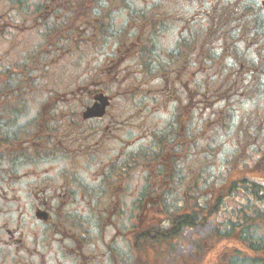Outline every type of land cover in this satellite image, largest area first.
I'll use <instances>...</instances> for the list:
<instances>
[{
	"label": "flooded vegetation",
	"instance_id": "1",
	"mask_svg": "<svg viewBox=\"0 0 264 264\" xmlns=\"http://www.w3.org/2000/svg\"><path fill=\"white\" fill-rule=\"evenodd\" d=\"M253 90L264 0H0V264H207L219 183L179 160L264 137Z\"/></svg>",
	"mask_w": 264,
	"mask_h": 264
},
{
	"label": "rangeland",
	"instance_id": "2",
	"mask_svg": "<svg viewBox=\"0 0 264 264\" xmlns=\"http://www.w3.org/2000/svg\"><path fill=\"white\" fill-rule=\"evenodd\" d=\"M94 62L84 61L81 62V69H89L93 66ZM70 69V68H69ZM86 74V73H85ZM256 94V96H254ZM251 96H254L251 100H248L244 103H241L238 106V116L242 114L253 113L258 110L264 109V90H255L252 91ZM220 100H223L220 98ZM205 107V109H204ZM210 104L206 106H202V111L200 112L199 118L203 116L206 112V109H210ZM234 131L231 134L222 135L221 137H193L194 144L187 146L184 150L186 155L181 157L179 162L184 165L185 168H192V177L195 176L193 171H198L196 167H198L202 162L205 161L206 153H208L209 161H208V173L206 179L210 182V188L212 185L220 183L221 175L223 171L230 170L234 165L230 164L233 160L234 164H236L240 158L244 159L243 166H251L253 168L252 173L253 176L261 177L264 179V157H259L258 154H255V157L250 154L255 150V145L258 142V145H264V137H234L232 136ZM193 134V131H192ZM208 138V140H207ZM250 142V143H249ZM257 145V146H258ZM249 150V151H247ZM203 154V161L199 162V154ZM255 161L258 163L254 165ZM191 170V169H189ZM91 171V170H90ZM88 170V173L90 174ZM81 174L85 178L87 175L85 170L81 168ZM228 173L226 174L225 181L228 178ZM239 174L233 173L229 178L228 182L237 179ZM92 178L91 180H93ZM97 181V179H94ZM137 184V180L134 181L133 186L135 187ZM221 185V184H220ZM217 193V192H216ZM132 192L129 191V198L127 200L128 206L132 204ZM240 199V200H239ZM245 200L237 197H229L222 201V206H220V210L217 215L213 217V220L209 222V230H214L216 228H222L226 230L228 228V221L230 217V210L233 211L234 208H237L241 205ZM264 224V222H263ZM216 227V228H215ZM227 227V228H226ZM215 228V229H214ZM199 233H186V236L179 241L186 243L191 236L194 238L198 237ZM256 235L258 237H264V226H261L256 230ZM240 250V251H238ZM128 253L132 252L131 247L127 248ZM241 253V254H238ZM250 253L241 250L240 247L235 246L234 244H227L222 242L215 249V252L209 254L208 263L207 264H264L260 262H256L257 258H250ZM236 258L231 261L232 258ZM260 257V256H256ZM240 258V259H239ZM262 261V260H261ZM264 262V261H263Z\"/></svg>",
	"mask_w": 264,
	"mask_h": 264
},
{
	"label": "trees",
	"instance_id": "3",
	"mask_svg": "<svg viewBox=\"0 0 264 264\" xmlns=\"http://www.w3.org/2000/svg\"><path fill=\"white\" fill-rule=\"evenodd\" d=\"M230 164L234 166L230 170L223 171L219 186L216 188L215 199L219 202L210 205L209 221L218 213L224 199L237 197L245 201L233 211L230 210L228 228L226 227V230L216 228L215 234L209 236V245L215 244L217 246V243L221 244L222 242L234 244L251 255L260 256H250V258H257L254 261L263 262L264 237H258L256 230L264 226V183L253 176L252 169L248 166L245 168L243 166L236 167L233 160ZM227 173L228 178L233 173L239 174V177L228 182V178L225 181ZM183 224L186 225V223ZM182 225L178 223L179 230Z\"/></svg>",
	"mask_w": 264,
	"mask_h": 264
},
{
	"label": "water",
	"instance_id": "4",
	"mask_svg": "<svg viewBox=\"0 0 264 264\" xmlns=\"http://www.w3.org/2000/svg\"><path fill=\"white\" fill-rule=\"evenodd\" d=\"M99 109H100V106L92 109L91 112H90V116H97Z\"/></svg>",
	"mask_w": 264,
	"mask_h": 264
}]
</instances>
